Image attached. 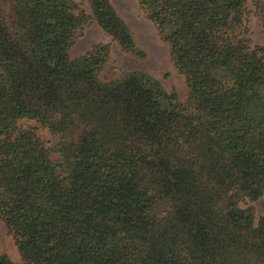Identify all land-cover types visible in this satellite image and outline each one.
<instances>
[{
    "label": "trees",
    "instance_id": "1",
    "mask_svg": "<svg viewBox=\"0 0 264 264\" xmlns=\"http://www.w3.org/2000/svg\"><path fill=\"white\" fill-rule=\"evenodd\" d=\"M248 1L138 0L184 76L181 101L144 71L106 78L108 43L71 56L92 23L144 56L111 0L89 13L0 0V219L25 264H264V203L256 223L240 206L264 198V45L247 36Z\"/></svg>",
    "mask_w": 264,
    "mask_h": 264
},
{
    "label": "rangeland",
    "instance_id": "2",
    "mask_svg": "<svg viewBox=\"0 0 264 264\" xmlns=\"http://www.w3.org/2000/svg\"><path fill=\"white\" fill-rule=\"evenodd\" d=\"M81 9L90 12L88 0H75ZM118 14L130 27L136 46L144 51V56L124 52L96 23L84 27L78 32L75 43L70 51L72 57L83 54L92 44L105 42L110 45V59L102 74L112 78L126 71H144L159 80L167 92L174 91L179 100L187 96L184 76L174 67L168 45L160 38L156 28L144 15L138 0H111ZM245 26L251 45H264V29L261 25L260 12L255 1L246 3ZM21 125H35L29 119L20 120ZM37 131L48 145H53L54 138L47 128L38 127ZM264 198L255 201L241 202V207L252 206L255 210V223L263 210ZM0 253L6 254L17 264H25L12 235L4 221L0 219Z\"/></svg>",
    "mask_w": 264,
    "mask_h": 264
}]
</instances>
